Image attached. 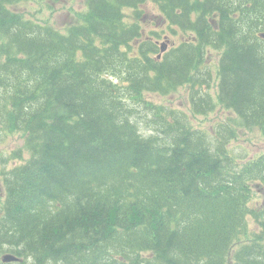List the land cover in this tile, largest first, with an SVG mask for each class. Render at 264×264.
Masks as SVG:
<instances>
[{"label": "trees", "instance_id": "1", "mask_svg": "<svg viewBox=\"0 0 264 264\" xmlns=\"http://www.w3.org/2000/svg\"><path fill=\"white\" fill-rule=\"evenodd\" d=\"M22 1L0 0V129L30 155L3 170V248L30 264H264V152L238 168L227 151L237 123L264 133V0H88L65 32ZM148 3L181 34L164 53L162 31L129 19ZM211 49L237 115L215 138L145 95L188 85L194 113L214 110Z\"/></svg>", "mask_w": 264, "mask_h": 264}, {"label": "rangeland", "instance_id": "2", "mask_svg": "<svg viewBox=\"0 0 264 264\" xmlns=\"http://www.w3.org/2000/svg\"><path fill=\"white\" fill-rule=\"evenodd\" d=\"M88 0H27L19 2V4L11 5V8L24 13L28 18H33L42 23L49 22L61 31L65 32L68 26L72 23H79L83 13L87 9ZM144 11L139 17H136L133 11L129 10V19L140 20L146 31L149 33L155 31H162L166 38L160 40V43H168L169 46L173 44L170 41L179 43V33L167 32L163 30L162 17L158 7H154L151 3L144 6ZM207 60L213 70L214 80L211 84L210 95L216 101L214 110L208 114H196L192 111L190 101V89L188 85H182L174 91L166 95L158 92H146V98L152 102L167 105L172 108L180 109L187 113L189 121L194 127L206 130L212 138H215V131L221 124L226 122L237 121V115L229 108H225L218 100L217 76L216 69L221 53L211 49L207 51ZM141 127L146 129L145 122H141ZM236 137L232 138L227 144L230 158L233 159L235 165L240 166L252 159L260 156L264 152V133L259 129H246L241 123L235 125ZM0 173H3L4 168L9 169L15 164L22 163L28 158L29 152L25 147V137L23 133L12 132L0 129ZM150 133V132H148ZM17 150L22 151L23 157L13 156ZM254 187V205L257 204L260 208L264 207V189L260 188L258 183ZM1 212V211H0ZM1 216V214H0ZM2 217V216H1ZM0 217V218H1ZM258 224L253 217H249L250 229H258ZM27 264H30L27 262Z\"/></svg>", "mask_w": 264, "mask_h": 264}, {"label": "flooded vegetation", "instance_id": "3", "mask_svg": "<svg viewBox=\"0 0 264 264\" xmlns=\"http://www.w3.org/2000/svg\"><path fill=\"white\" fill-rule=\"evenodd\" d=\"M6 184H5V180H4V173H0V214H2L3 212V207H4V201H5V198H6ZM1 217V216H0ZM8 245L4 246L3 248V245L1 243V240H0V264H27L26 262H24V259L21 258L20 261L18 262H14V263H4L3 262V258H4V254H6V252L10 251V252H13L11 250L8 249L7 247ZM33 257H31V259H27V262H32Z\"/></svg>", "mask_w": 264, "mask_h": 264}, {"label": "water", "instance_id": "4", "mask_svg": "<svg viewBox=\"0 0 264 264\" xmlns=\"http://www.w3.org/2000/svg\"><path fill=\"white\" fill-rule=\"evenodd\" d=\"M165 50V46L162 48V52ZM19 257L12 253H6L4 256V261H17Z\"/></svg>", "mask_w": 264, "mask_h": 264}, {"label": "bare ground", "instance_id": "5", "mask_svg": "<svg viewBox=\"0 0 264 264\" xmlns=\"http://www.w3.org/2000/svg\"><path fill=\"white\" fill-rule=\"evenodd\" d=\"M214 184V183H213Z\"/></svg>", "mask_w": 264, "mask_h": 264}]
</instances>
